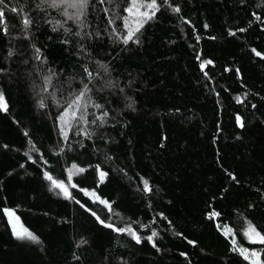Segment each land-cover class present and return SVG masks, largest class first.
<instances>
[{"label": "trees", "instance_id": "obj_1", "mask_svg": "<svg viewBox=\"0 0 264 264\" xmlns=\"http://www.w3.org/2000/svg\"><path fill=\"white\" fill-rule=\"evenodd\" d=\"M157 2L139 43L127 45L130 0H91L83 30L39 0L0 5V264H248L232 240L264 248L244 236L249 222L264 234V0ZM56 21L64 27L53 31ZM85 67L91 101L103 107L89 106L80 125L90 137L72 129L66 142L58 102L88 82ZM4 209L39 243L16 239Z\"/></svg>", "mask_w": 264, "mask_h": 264}, {"label": "snow or ice", "instance_id": "obj_2", "mask_svg": "<svg viewBox=\"0 0 264 264\" xmlns=\"http://www.w3.org/2000/svg\"><path fill=\"white\" fill-rule=\"evenodd\" d=\"M105 0H100V3H104ZM164 3H168V0H164ZM4 4V0H0V5ZM91 4V0H39V3L36 5L37 8H40L42 10H46L47 8H52L55 10H58L61 15L65 17L66 20H71L74 23H76L81 30L88 27V21H87V15H88V9ZM146 9L144 11H141V9ZM160 10L159 4L157 0H149V2L145 3L144 0H130V6L125 9V12L128 14L123 17V23L124 27L126 29V35L122 38V43L127 45L130 41L134 43H139V36L138 34L141 32V29L143 28L144 24L147 23V21L153 19L156 15V13ZM12 12H17L18 10L16 8L11 9ZM173 11L176 13L180 12L179 7L173 8ZM257 19H260L257 17ZM23 27L24 30L27 31L29 26L32 24L31 18L25 16L23 18ZM187 23V21H185ZM51 23V22H50ZM114 23V20H110L109 24ZM0 25H2V28H0V31H4L7 33L8 25L6 23L5 19V12L3 9H0ZM63 23L56 21L53 24V31H56L57 28H63ZM207 27V25L205 26ZM65 32L71 31L68 28L64 29ZM118 31V29L113 28V32L115 33ZM242 31V30H241ZM98 34V33H97ZM232 35H235V33H231ZM76 36H80L81 33L77 32L75 33ZM199 39V37H197ZM66 42V41H65ZM39 49H36L37 52V59H39ZM255 51V50H253ZM257 55H260V53H256ZM9 55H12V52L9 51ZM211 61H205L201 64V69L203 70L204 67L207 64H211ZM104 67V70L107 71L106 66ZM85 72L88 76V82L83 84V88L78 93L70 94L69 98L64 99L60 103V106L63 108V111L58 115L57 120L59 122L60 132L62 135V138L64 141H68L69 131L72 129H76V134H84L86 136H91L92 133L87 132L86 129H81V124H86L87 121V113L89 106H94L96 108H102V105L99 104H93L91 101V97L89 93L91 92V88H89V83H92L93 81V73L88 71L87 67H85ZM100 73H96V76H99ZM45 80V88L42 89V91H47V85L51 84L52 81V75H48L44 78ZM107 86L111 87L112 83L111 81L108 82ZM38 105L41 109L47 107L44 98L42 97L38 101ZM0 111L7 112L8 111V104L6 101V97L3 94V92H0ZM108 116V113L105 111L103 112L102 116L96 117L97 120H100L102 123L104 122V118ZM96 121L93 120L92 123H95ZM237 123L240 124V126H243L242 121L240 120V117H237ZM25 135L27 136L28 133L25 132ZM31 143V141H29ZM34 149V146H33ZM25 155H28V153H25ZM29 159H31V156H29ZM35 163V161H33ZM73 169H76V165L72 166ZM79 172H84L85 169L80 168L78 169ZM106 175V173L101 172L100 176L103 180V177ZM45 179L50 181L51 186L53 189H59L65 196V198L72 199L71 193L68 192L67 187L65 186L64 181L54 179L52 175H50L48 172L44 173ZM69 180L72 179V174H69L68 177ZM232 179H235L233 176ZM143 186L145 192H150L151 188L149 187V182L147 180H143ZM72 187H76L75 184L72 185ZM93 195H95L93 193ZM97 199H99L97 197ZM79 203V201H77ZM100 203L104 204L105 207H108L111 209V205L107 201L101 200ZM84 207V205H81ZM89 210V209H86ZM4 214L6 217H8V222L11 225L12 228V234L13 236L21 241L29 240L34 243H39L38 237L33 234L28 228L24 227L22 224H20V217L16 215L14 210L11 209H4ZM93 216H96L97 220L100 221L104 225V227L112 228L113 231H116L118 233L127 232L129 235L132 236V238L136 241L137 244L141 243V238L132 231L131 228H115L113 225L105 223L103 220L100 219V217L95 213L92 212ZM218 213H212V216H217ZM231 232V229H228L226 231V235H228ZM157 233L153 232L151 236L147 237L148 241H152V237L156 236ZM244 236L247 238L249 243L252 244H261L264 245V234H262L260 231H257L256 227L252 225L251 222L248 223L247 228L244 231ZM81 243H84V241H81ZM232 244L234 247V250L238 251L239 254L243 257L244 260L248 261V264H264V262L261 261V254L264 253V248L260 249L259 251H249V249L238 246L237 241L235 239L232 240ZM153 247H155V244H153Z\"/></svg>", "mask_w": 264, "mask_h": 264}, {"label": "rangeland", "instance_id": "obj_3", "mask_svg": "<svg viewBox=\"0 0 264 264\" xmlns=\"http://www.w3.org/2000/svg\"><path fill=\"white\" fill-rule=\"evenodd\" d=\"M90 193H91V192H90ZM91 195H92L91 197H92L93 199H95V200H100V199H97L98 196H96V194L93 195V193H92ZM7 219H8V217H7ZM20 224H21V222H20ZM10 226H11V225H10ZM11 229H12V228H11ZM226 231H227V229L224 230V233H226ZM249 251H253V250H249Z\"/></svg>", "mask_w": 264, "mask_h": 264}]
</instances>
